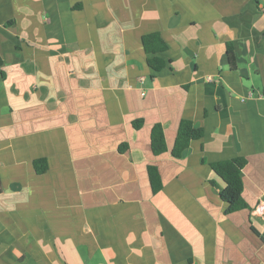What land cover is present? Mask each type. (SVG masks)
Segmentation results:
<instances>
[{
	"label": "crops",
	"instance_id": "crops-1",
	"mask_svg": "<svg viewBox=\"0 0 264 264\" xmlns=\"http://www.w3.org/2000/svg\"><path fill=\"white\" fill-rule=\"evenodd\" d=\"M258 93L264 0H0V264H264ZM238 157L227 213L211 164Z\"/></svg>",
	"mask_w": 264,
	"mask_h": 264
},
{
	"label": "trees",
	"instance_id": "trees-1",
	"mask_svg": "<svg viewBox=\"0 0 264 264\" xmlns=\"http://www.w3.org/2000/svg\"><path fill=\"white\" fill-rule=\"evenodd\" d=\"M144 46L147 52L152 53L162 51L166 47L158 34L146 36L144 38ZM227 54L228 62L233 68L235 66V59L230 45L227 47ZM150 64L156 70L163 66V62L157 58L151 59ZM141 124L142 120L134 122L136 128H139ZM202 136V128L195 127L190 121L182 120L179 124L177 136L171 150V155L175 158H179L183 151L188 148L192 140L200 139ZM151 148L155 155L166 151L164 134L160 124L154 125L151 130ZM245 163L246 162L243 158L238 157L211 164L212 171L225 184L224 188L219 190V197L228 205L226 210L227 213L247 208V204L242 198V170ZM38 170L44 171L45 166L43 165L41 168H38ZM148 172L154 191L159 190L161 184L157 168L150 166L148 168ZM212 184L214 183L212 182Z\"/></svg>",
	"mask_w": 264,
	"mask_h": 264
},
{
	"label": "built area",
	"instance_id": "built-area-1",
	"mask_svg": "<svg viewBox=\"0 0 264 264\" xmlns=\"http://www.w3.org/2000/svg\"><path fill=\"white\" fill-rule=\"evenodd\" d=\"M138 82L141 83L142 82V78L141 79H138ZM258 97H264V95L261 94V93H258ZM255 212H256V214H259L261 216H264V205L258 204L256 206V208H255Z\"/></svg>",
	"mask_w": 264,
	"mask_h": 264
}]
</instances>
